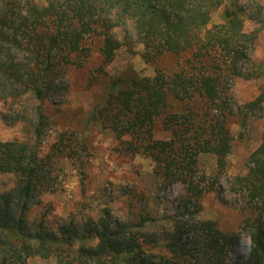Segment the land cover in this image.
<instances>
[{
    "label": "trees",
    "instance_id": "1",
    "mask_svg": "<svg viewBox=\"0 0 264 264\" xmlns=\"http://www.w3.org/2000/svg\"><path fill=\"white\" fill-rule=\"evenodd\" d=\"M241 13L264 22L261 0H0V97L31 93L39 101L34 141H0V173L14 176L13 186L0 192V264L32 258L52 264H264V141L250 155L247 173L230 180L253 213L241 224L252 242L247 258L229 255L237 236L223 234L212 221L176 217L172 229L151 231L163 216L150 225L147 218L115 219L110 208L97 221L55 222L43 215L35 222L29 216L32 202L57 189L58 159L80 149L67 131L42 151V135L52 123L41 103L65 101L67 69L83 65L94 51L102 72L123 44L118 31L142 45L141 56L155 74L110 77L92 120L111 129L129 152L149 156L165 185L181 181L196 193L203 153L214 154L224 173L235 139L231 116L264 113V87L237 112L232 106L228 86L234 77L264 75V65L249 58L258 32L244 30ZM167 54L180 58L170 69L160 63ZM157 123L169 139L154 137ZM162 241L167 253L157 250Z\"/></svg>",
    "mask_w": 264,
    "mask_h": 264
},
{
    "label": "rangeland",
    "instance_id": "2",
    "mask_svg": "<svg viewBox=\"0 0 264 264\" xmlns=\"http://www.w3.org/2000/svg\"><path fill=\"white\" fill-rule=\"evenodd\" d=\"M261 2L264 6V0ZM226 5L229 6V1L215 12L214 20H220ZM241 16L245 31L258 32L249 58L253 63L264 65V22L259 24L243 13ZM124 34L117 32L123 44L114 60L103 66L102 72V58L94 51L83 65L73 64L67 69L65 82L69 89L64 95L65 101L52 103L45 100L41 103L52 123L42 135V151H48L57 136L67 131L65 136L70 135L80 149L71 158L58 159V165L62 167L58 171V187L55 191L43 192L39 202H32L30 218L35 222L43 215L55 222L62 219L97 221L104 209L110 208L113 217L121 221L147 218L150 225L151 218L163 216L154 222L151 231H163L165 227L172 229L176 217L188 222L212 221L215 229L223 234H236L237 240L229 255L247 258L252 242L242 232L241 224L253 213L245 204V196L235 190L230 180L247 173L250 155L264 141L263 111L249 110L240 116H231V132L235 139L226 158L224 173L219 174L214 154L203 153L198 158L196 193L191 194L181 181L165 185L149 156L129 152L111 129L92 120L110 77L125 71H135L144 77L155 74V66L141 56L142 45L132 35L125 38ZM90 42L97 47L95 41ZM179 60L177 55L167 54L160 63L163 68L170 69ZM263 87L264 75L250 79L234 77L228 88L236 112L239 105L253 100ZM37 104L39 101L31 93L17 98L0 97V141L18 139L32 143ZM154 137L169 139L171 134L157 123ZM13 184L12 174L0 173V192L9 190ZM89 241L96 242L93 237ZM157 250L167 253L165 241L159 243ZM27 264H52V260L32 258Z\"/></svg>",
    "mask_w": 264,
    "mask_h": 264
}]
</instances>
